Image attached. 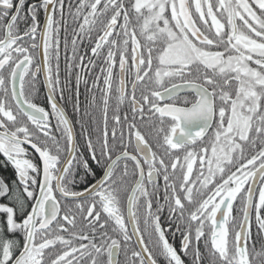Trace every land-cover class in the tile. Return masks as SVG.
I'll return each instance as SVG.
<instances>
[{"label": "snow or ice", "instance_id": "6c2138e0", "mask_svg": "<svg viewBox=\"0 0 264 264\" xmlns=\"http://www.w3.org/2000/svg\"><path fill=\"white\" fill-rule=\"evenodd\" d=\"M0 157V264H264V0H0Z\"/></svg>", "mask_w": 264, "mask_h": 264}, {"label": "flooded vegetation", "instance_id": "af4514ba", "mask_svg": "<svg viewBox=\"0 0 264 264\" xmlns=\"http://www.w3.org/2000/svg\"><path fill=\"white\" fill-rule=\"evenodd\" d=\"M31 2H32V0H29V3H31ZM41 19H43V16L41 17ZM40 79L42 80L43 77H41ZM38 87L42 88V91H43V94H44V99H43V104H42V105L45 106V107H47V105H46V100H45V97H46V95H47V89L44 88L42 84H41V85H38ZM81 92H83V86H81ZM81 98H83V97H81ZM38 103H41V102L38 101ZM69 111H70V113H71V107H70V106H69ZM71 114H72V113H71ZM74 118H75V117H74ZM53 123H55V122L53 121ZM169 241H170L171 243H173L174 246H176L177 249H178V251H179V247H180V236H179V234H176L174 237H173L172 235H169ZM181 255H182V258H184L182 253H181ZM189 258H190V257H189ZM189 258H185V259H189Z\"/></svg>", "mask_w": 264, "mask_h": 264}, {"label": "trees", "instance_id": "16d2710c", "mask_svg": "<svg viewBox=\"0 0 264 264\" xmlns=\"http://www.w3.org/2000/svg\"><path fill=\"white\" fill-rule=\"evenodd\" d=\"M42 89V88H41ZM43 99H44V94H43V91L41 90L40 92V97H39V100L41 103V105L43 104ZM43 106V105H42ZM69 115L71 116L72 114L70 113L69 111ZM74 118V117H73ZM75 119V118H74ZM0 159H2V157H0ZM0 176H3V177H11L12 176V171L10 168H4V167H0Z\"/></svg>", "mask_w": 264, "mask_h": 264}]
</instances>
